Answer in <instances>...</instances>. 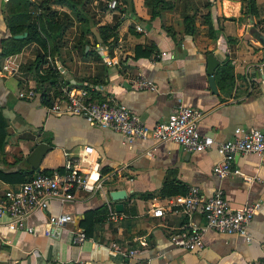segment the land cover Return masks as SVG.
<instances>
[{"label":"crops","instance_id":"0c3cea01","mask_svg":"<svg viewBox=\"0 0 264 264\" xmlns=\"http://www.w3.org/2000/svg\"><path fill=\"white\" fill-rule=\"evenodd\" d=\"M6 1L0 0V40L9 36L1 13ZM48 5L56 11L53 19L57 23L70 20L67 6ZM187 5L167 10L176 11L175 18L163 11L149 20V15L131 16L126 8L122 12L103 9L100 0H90L83 9L94 21L119 23L111 46L93 44V38L82 35L71 18L73 25L58 38V52H43L38 44L27 43L18 53L0 57V114L6 124L0 170L19 172V181H23L30 170V175L36 172L28 165L27 155L43 142L50 150L42 156L38 171L62 173L73 163L85 171L83 149L90 146L93 152L89 156L96 163L102 184L94 192H75L72 201L52 200L46 211L32 212L25 221L31 233L9 229L5 217H0V264H264V153L232 158V166L252 176L250 181L238 175L217 176L211 171L219 160L215 145L200 152H185L172 142H126L121 134L78 115L50 111L49 106L40 104L32 71L24 67L42 54L45 62L38 73L57 71L61 75L60 81L43 87L50 106H59V111L70 90L74 95L117 101L148 126L165 120L177 105L197 108L203 112L197 130L211 136L214 144L230 138L235 127L264 129V44L257 40V36L264 40V0H255L251 15L241 0ZM184 16L192 19L190 35L184 33ZM82 40L90 43L84 52L93 49L87 55L80 54ZM136 45L150 48L151 53L135 58ZM208 54L218 62L213 72L216 93L210 91L206 79ZM104 57L112 64L106 65ZM138 73L151 80L156 89L130 87V80ZM102 168L106 169L104 174H100ZM20 182L0 180V196ZM189 185H197L204 196L220 188L232 207L258 201L260 207L246 225L249 240L205 230L200 249L174 247L168 234L187 220L179 202ZM164 186L182 192L161 194ZM115 189L125 190L123 199L109 198L108 192ZM115 203L122 205L115 220L99 216L90 235L82 242L72 241L73 230L84 231L81 222L87 211L104 204L114 209ZM153 206L161 209L160 216H152ZM51 212L73 217L56 237L43 234ZM189 219L201 224L197 214ZM132 248L138 253L127 255Z\"/></svg>","mask_w":264,"mask_h":264},{"label":"built area","instance_id":"2783aa9c","mask_svg":"<svg viewBox=\"0 0 264 264\" xmlns=\"http://www.w3.org/2000/svg\"><path fill=\"white\" fill-rule=\"evenodd\" d=\"M106 6L112 10L115 1L108 0ZM103 62L106 65L112 64L111 59L107 57L103 58ZM130 87L149 91L156 89L154 83L140 73L130 80ZM48 109L58 113L77 114L88 123L121 134L126 142L136 139H150L156 143L172 142L185 152H200L215 145L219 160L212 165L211 171L217 176L238 175L250 181L253 179L252 176L244 175L238 168L232 166V158L239 154L252 153L261 156L264 153V129L235 127L230 138L214 144L211 136L201 134L197 130V123L203 112L191 106L177 105L165 120L151 126L117 101L111 99L96 101L84 94L74 95L70 90L66 92L62 111H59L57 105L49 106ZM83 152L84 165L87 167L85 171L76 168L74 163L62 173L56 170L49 173L37 171L15 188L6 189L0 196V217H5V225L11 230L31 233L32 229L25 221L32 212L46 211L52 200L59 203L72 201L75 192L90 193L101 189L96 163L91 161L89 156L93 149L85 146ZM90 173H94L95 176L91 178ZM179 203L187 220L169 233L168 239L174 247L187 251L202 247V235L205 230L236 234L249 240L246 225L260 207L258 201L232 207L220 188L215 189L210 196H204L197 185H189ZM106 208L105 220H115L118 213L109 205H106ZM193 214L199 216L201 224L191 222L189 218ZM160 215L161 209L153 206L152 216ZM72 219L68 213H48L43 225V234L47 237H56ZM84 239L85 234L81 229L72 231L74 243L82 242ZM110 247L118 250L113 243H110ZM137 253L135 248L127 250V255Z\"/></svg>","mask_w":264,"mask_h":264},{"label":"trees","instance_id":"16d2710c","mask_svg":"<svg viewBox=\"0 0 264 264\" xmlns=\"http://www.w3.org/2000/svg\"><path fill=\"white\" fill-rule=\"evenodd\" d=\"M241 1L244 2L248 14L251 15L255 13V0ZM50 2L60 3L67 6L71 18L78 23L75 28L79 29L82 35H90L93 38V44L99 43L109 47L115 40V30L119 23L115 22L113 24H98L96 21H94L89 11L87 12L83 9V5L87 2H90V0H81L80 3L78 0H7L3 5L4 9H1V13L4 19V26L7 29L9 36L0 40V57L18 53L27 43L38 44L43 52H45L46 49H49L51 53L58 52V38H60L64 30L68 27H71L73 23L71 18L65 24L57 23V21L53 19V15L56 13V11L51 10L48 5ZM123 8L124 7L120 5H116L115 10L122 12ZM130 9L132 10V8ZM159 9L160 0H152L150 6H148L149 20L160 15L162 10L159 12ZM183 23L184 33L186 35H190L192 33L191 17L184 16ZM128 29L129 31H133L132 27H129ZM22 33H25L24 38L12 37L15 34ZM85 45H89L90 47L88 40L80 41L81 47L79 50L81 55H87L93 50L90 48L88 51L84 52ZM150 53L151 49L148 47H141L139 45L134 47L135 58L139 56L147 57ZM44 62V56L42 54H37L35 58L24 67L32 71L35 83L37 84V86H35L36 91L39 92L40 104L47 107L50 106V100L46 90L43 89V87L45 85H52L60 81L61 75L57 71H46L42 75L39 74L38 69ZM22 66L23 65H20V68ZM92 99L96 101L104 100L101 98ZM5 125V121L0 114V149L3 144ZM57 170L60 171L62 169L57 168ZM50 171L51 170L43 169L39 172L49 173ZM29 172L33 171L30 170ZM29 172L23 181L27 180L31 176ZM105 172L106 169H100V174H104ZM20 179L21 174L19 172L4 173L0 170V180H3L7 183H15L20 182ZM160 192L161 194H171L182 191L179 189L172 190V187L164 186ZM106 211L107 208L104 204L94 210H89L86 212L85 217L81 222L85 236L91 234L92 223L97 220L99 216L100 218H104Z\"/></svg>","mask_w":264,"mask_h":264},{"label":"water","instance_id":"95a60500","mask_svg":"<svg viewBox=\"0 0 264 264\" xmlns=\"http://www.w3.org/2000/svg\"><path fill=\"white\" fill-rule=\"evenodd\" d=\"M25 37V33L22 34H15L13 35V38H23ZM257 40L261 43L264 44V40L261 39V37L257 36ZM87 49V46H85V50ZM217 60L215 57L211 54H208L206 56V75H207V83L210 91L212 93H216L215 85H214V80H213V72L215 67L217 66ZM50 150V146L40 142L38 143L33 150L27 155L26 161L28 165L33 169L34 171H38V164L42 158V156ZM125 190L123 189H115L111 190L108 192V196L112 201L120 200L123 199L125 196ZM114 209L115 211H121L122 210V205L120 203H115L114 204Z\"/></svg>","mask_w":264,"mask_h":264},{"label":"rangeland","instance_id":"374dc122","mask_svg":"<svg viewBox=\"0 0 264 264\" xmlns=\"http://www.w3.org/2000/svg\"><path fill=\"white\" fill-rule=\"evenodd\" d=\"M101 3L103 4V9L107 8L106 3L108 0H100ZM115 1V7L116 5H120L124 8H126V10L131 11L130 15L131 16H141L142 18H147V16L149 15L148 13V6H150V3L152 2V0H114ZM179 0H160V9L159 12H167L168 9H171L172 7H178L180 6L182 3H186L187 7L192 6V4L196 3V4H204L206 3L207 0H180V4H178ZM175 3H177L175 5ZM115 7L113 9H115ZM132 8V10L130 9ZM166 11H165V10ZM168 15L169 13H172V17H176V11L173 12H167ZM136 29V28H135Z\"/></svg>","mask_w":264,"mask_h":264}]
</instances>
